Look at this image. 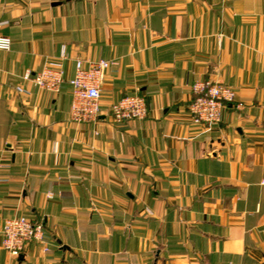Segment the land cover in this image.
Instances as JSON below:
<instances>
[{"label": "crops", "instance_id": "0c3cea01", "mask_svg": "<svg viewBox=\"0 0 264 264\" xmlns=\"http://www.w3.org/2000/svg\"><path fill=\"white\" fill-rule=\"evenodd\" d=\"M0 35V264H264V0H0ZM63 51L59 93L25 79ZM77 60L117 63L94 124L71 121ZM198 81L237 93L216 126ZM129 95L147 117L116 122ZM15 215L48 252L3 249Z\"/></svg>", "mask_w": 264, "mask_h": 264}, {"label": "built area", "instance_id": "2783aa9c", "mask_svg": "<svg viewBox=\"0 0 264 264\" xmlns=\"http://www.w3.org/2000/svg\"><path fill=\"white\" fill-rule=\"evenodd\" d=\"M12 39L0 35V51H10ZM67 59L63 51L60 59L49 60L41 71L27 73L25 79L31 81L40 90L57 94L61 91L65 80L64 61ZM115 61L101 60L85 65L82 60L76 61V71L70 80L72 86L71 121L78 124H94L102 114L101 85L106 73L116 66ZM19 93L27 95L30 92L18 87ZM194 98L189 110L193 123L203 126H216L222 120V112L227 105L236 101V91L228 86L198 81L192 86ZM147 105L144 97L129 95L122 97L111 106V116L116 122H132L147 117ZM52 198V195H49ZM3 249L14 257H20L31 243L44 246V251L50 249L45 241V227L24 215H15L5 220L3 226Z\"/></svg>", "mask_w": 264, "mask_h": 264}]
</instances>
